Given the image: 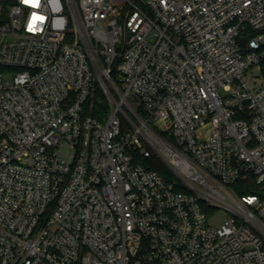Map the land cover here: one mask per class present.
Returning a JSON list of instances; mask_svg holds the SVG:
<instances>
[{
	"label": "built area",
	"instance_id": "built-area-1",
	"mask_svg": "<svg viewBox=\"0 0 264 264\" xmlns=\"http://www.w3.org/2000/svg\"><path fill=\"white\" fill-rule=\"evenodd\" d=\"M263 61L264 0H0V264H264Z\"/></svg>",
	"mask_w": 264,
	"mask_h": 264
},
{
	"label": "trees",
	"instance_id": "trees-1",
	"mask_svg": "<svg viewBox=\"0 0 264 264\" xmlns=\"http://www.w3.org/2000/svg\"><path fill=\"white\" fill-rule=\"evenodd\" d=\"M249 36L252 34H248ZM264 66V61L262 62ZM111 77L115 80V74L111 73ZM108 107V101L101 90H98L91 102L90 106V114L96 116L98 118H103ZM144 164L145 166L156 169L159 173L163 174L166 177H170L172 175L169 168H167L162 161H160L159 157L151 156L149 158H140L137 160ZM233 187L235 191L239 194H248V193H256L260 195H264V183L262 186L257 185L252 178H248L247 180H239L233 183Z\"/></svg>",
	"mask_w": 264,
	"mask_h": 264
},
{
	"label": "rangeland",
	"instance_id": "rangeland-1",
	"mask_svg": "<svg viewBox=\"0 0 264 264\" xmlns=\"http://www.w3.org/2000/svg\"><path fill=\"white\" fill-rule=\"evenodd\" d=\"M6 79H9V77L5 76V80ZM159 159L168 168L164 160H162L161 158ZM170 177H172V175ZM205 212L207 214L208 222L213 226H219L222 223H224L229 215V210L224 207L215 208V209L205 207Z\"/></svg>",
	"mask_w": 264,
	"mask_h": 264
}]
</instances>
